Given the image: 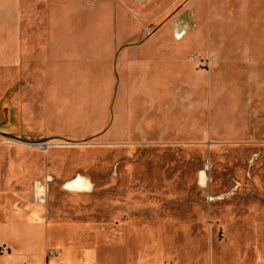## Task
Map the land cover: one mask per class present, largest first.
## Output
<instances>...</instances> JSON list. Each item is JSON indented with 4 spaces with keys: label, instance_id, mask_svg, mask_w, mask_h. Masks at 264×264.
<instances>
[{
    "label": "rangeland",
    "instance_id": "1",
    "mask_svg": "<svg viewBox=\"0 0 264 264\" xmlns=\"http://www.w3.org/2000/svg\"><path fill=\"white\" fill-rule=\"evenodd\" d=\"M179 8L178 39L199 24L195 39L223 54L221 68L192 53L197 82H212L197 137L116 146L47 131L43 91L0 70V264H264V0ZM48 167L52 182L28 176ZM32 201L47 207L38 217L20 212ZM24 222L43 230L25 241L11 231Z\"/></svg>",
    "mask_w": 264,
    "mask_h": 264
},
{
    "label": "crops",
    "instance_id": "2",
    "mask_svg": "<svg viewBox=\"0 0 264 264\" xmlns=\"http://www.w3.org/2000/svg\"><path fill=\"white\" fill-rule=\"evenodd\" d=\"M107 3L0 0V70L11 69L15 89L43 91L35 107L47 131L116 146L156 147L168 138L197 137L198 115L206 121L210 109L212 117L211 102L197 103L198 90H211L212 82H197L192 53L203 49L221 68L223 54L207 38L195 39L199 24L178 39L180 0ZM192 7L198 17L197 5ZM191 38L194 44L182 52L179 43ZM37 174L43 185L57 172L48 167L28 176ZM32 205L20 212L38 217L47 208ZM42 230L28 222L11 227L25 241Z\"/></svg>",
    "mask_w": 264,
    "mask_h": 264
},
{
    "label": "bare ground",
    "instance_id": "3",
    "mask_svg": "<svg viewBox=\"0 0 264 264\" xmlns=\"http://www.w3.org/2000/svg\"><path fill=\"white\" fill-rule=\"evenodd\" d=\"M105 10V9H104ZM79 14V13H78ZM80 17V16H79ZM85 18V17H84ZM78 19V18H77ZM80 20V19H79ZM110 20V19H109ZM84 22V21H83ZM83 22H81V23H83ZM104 22V21H103ZM85 23V22H84ZM70 25V24H69ZM90 27V26H89ZM79 32V31H78ZM181 36H179L178 38H180ZM59 69H60V67H59ZM57 70V69H56ZM61 70V69H60ZM79 72V71H78ZM81 73V72H80ZM57 74V73H56ZM53 75H55V74H53ZM53 89V88H52ZM77 89V88H76ZM73 91V90H72ZM68 99V98H67ZM71 101V100H70ZM82 178V177H81ZM28 236V235H27Z\"/></svg>",
    "mask_w": 264,
    "mask_h": 264
},
{
    "label": "water",
    "instance_id": "4",
    "mask_svg": "<svg viewBox=\"0 0 264 264\" xmlns=\"http://www.w3.org/2000/svg\"><path fill=\"white\" fill-rule=\"evenodd\" d=\"M177 37H179V35L177 34Z\"/></svg>",
    "mask_w": 264,
    "mask_h": 264
}]
</instances>
